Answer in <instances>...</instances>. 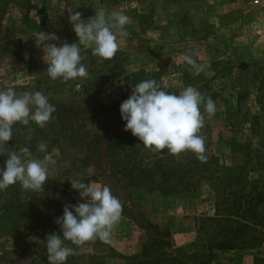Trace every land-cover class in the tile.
Here are the masks:
<instances>
[{
  "label": "rangeland",
  "instance_id": "374dc122",
  "mask_svg": "<svg viewBox=\"0 0 264 264\" xmlns=\"http://www.w3.org/2000/svg\"><path fill=\"white\" fill-rule=\"evenodd\" d=\"M78 1H88L83 8L89 17L101 7L129 17L124 26L128 36L118 37L125 71L155 74L176 95L191 85L215 102L212 116L201 105L204 127L199 134L204 155L217 160L201 173L221 175L231 168L228 175L236 187L244 175L261 180L264 170L248 172L239 152V143L248 139L250 147H256L254 142L264 146V0H0V88H14L18 95L40 91L49 103L76 99L78 107L62 138L55 123L13 126L6 148L27 147L32 157L49 163L50 176L44 191H25L19 182L0 190V228L7 227L0 230V264H49L46 238L53 233L62 237L57 218L65 205L86 202L72 189L74 179L107 185L127 211L108 242L96 239L77 246L64 241L75 252L65 264H264V239L252 247L211 249L219 236L208 220L215 217L216 194L207 179L163 195L156 188L129 185L127 176L115 172L105 145L108 127L97 115L98 106L90 104L85 111L75 84L80 78L56 85L61 79L48 76L44 53L34 39L42 31L58 38L48 43H78L69 21ZM185 55L204 65V71L196 75ZM239 63L250 66L241 69ZM121 80L103 84L91 103L119 97ZM93 134H101L97 148L83 142ZM41 142L47 145L44 152L37 150ZM6 159L0 154V168Z\"/></svg>",
  "mask_w": 264,
  "mask_h": 264
},
{
  "label": "clouds",
  "instance_id": "9594fccd",
  "mask_svg": "<svg viewBox=\"0 0 264 264\" xmlns=\"http://www.w3.org/2000/svg\"><path fill=\"white\" fill-rule=\"evenodd\" d=\"M69 21L78 43L64 42L57 46L47 41L58 38L42 31L34 37L36 46L42 48L44 53L48 76L65 83L89 76L81 62L84 59L81 45L90 48L92 54L102 60L114 58L119 49L118 37L128 36L124 26L129 17L120 10L109 13L101 7L87 21L78 11L70 13ZM25 58H28L27 54ZM183 59L192 66L196 75L204 71L205 66L197 64L190 55H185ZM202 104L209 116L215 114V102L193 86L185 87L176 95L155 79H148L132 87L131 95L120 105V114L126 122L124 130L131 131L145 148L153 152L167 149L172 155L191 151L204 162L205 141L199 134L204 127ZM55 111V106L40 91H25L18 95L14 88H0V154L7 156L4 167L0 168V190L19 182L25 191H44L45 182L50 176L49 163L32 157L27 147L15 151L7 149L6 145L12 139V129L16 123L27 126L34 121L43 127L53 119ZM254 146L258 144L254 142ZM46 149L44 142L37 146L38 151L44 152ZM70 182L72 189L77 190L86 202L65 205L62 217L57 218L62 237L53 233L46 238L49 264H65L68 257L75 254L73 248L64 245V241L77 246L96 239L108 242L112 228L122 215L123 205L107 185L86 184L77 179Z\"/></svg>",
  "mask_w": 264,
  "mask_h": 264
},
{
  "label": "trees",
  "instance_id": "16d2710c",
  "mask_svg": "<svg viewBox=\"0 0 264 264\" xmlns=\"http://www.w3.org/2000/svg\"><path fill=\"white\" fill-rule=\"evenodd\" d=\"M68 1V0H67ZM88 1H78L77 10L82 14V18L89 19L90 15L84 12L83 5ZM81 55L84 59L81 61L84 65H91L87 68L89 76L80 78L79 96L85 106L88 108L98 106L97 115L101 116L108 127L109 137L105 141L106 149L111 158V164L115 166V172L120 177L127 176L129 185L143 186L154 189L163 195L188 190L190 186H198L200 179H207L214 187L216 194L215 217L209 218L211 224L215 227L213 232L214 243L210 244L211 249H234L252 247L259 244L264 239V170L260 175L261 180L253 177L240 179L236 187L232 184V177L228 174L231 168H226L225 173L221 175H212V173H201V170H210L212 161L217 160L213 155L206 157V161L201 162L196 154L191 151H185L179 155L169 154L167 149L162 152H153L142 145V142L134 137L131 131H125L126 122L122 120L120 114L121 103L131 95L132 87L144 80L151 78L150 73H139L138 71L127 72L122 67V52L117 51L114 58L102 60L92 54L90 48L81 49ZM241 69H246L248 63H239ZM97 67H100L98 71ZM141 75L143 76L141 79ZM146 75V76H145ZM151 79H156L152 74ZM122 87L119 90V97L112 98L108 103L93 102V96L103 84H112L114 78H120ZM69 83L59 80L56 82L58 87L66 86ZM76 99H71L67 104L53 103L56 111L52 114L47 124L49 127H59L58 133L62 136L66 133V128L72 123L76 116L78 107L74 104ZM91 104V105H90ZM90 105V107H89ZM111 130V131H110ZM80 133V132H79ZM56 134V133H55ZM91 137V140H83L86 144L99 146L101 134ZM97 138L96 140L94 138ZM264 143V141H262ZM250 140L239 143V152L243 163L249 164L248 172H255L259 167L264 169V146H249ZM250 161L252 163H250ZM121 164V167L117 166ZM114 171V170H112ZM228 175V176H227ZM157 179V180H156ZM156 182V183H155ZM12 205V204H11ZM73 205H76L73 203ZM124 211H127L123 207ZM233 223L234 225H231ZM0 230L6 232L7 227L3 225Z\"/></svg>",
  "mask_w": 264,
  "mask_h": 264
}]
</instances>
